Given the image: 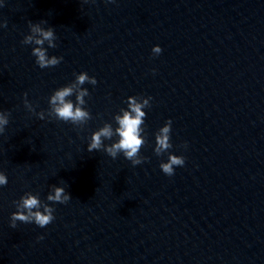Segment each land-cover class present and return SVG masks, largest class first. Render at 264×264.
<instances>
[{
  "label": "clouds",
  "instance_id": "obj_1",
  "mask_svg": "<svg viewBox=\"0 0 264 264\" xmlns=\"http://www.w3.org/2000/svg\"><path fill=\"white\" fill-rule=\"evenodd\" d=\"M109 3H114L115 0H107ZM46 20L39 22L29 21L30 33L21 41L24 45H34L32 55L36 58L35 63L41 68H50L59 65L63 57L49 56L48 48H56L55 43L57 37L53 27L47 28L42 25L46 24ZM0 27H7V21L0 24ZM45 43L47 48L44 47ZM154 55H159L162 49L159 45L153 47ZM75 80L66 86L56 89L49 97V109L47 116L55 118L66 123L83 128L92 118L90 112L84 107L86 104L85 97L89 96V92L82 85L85 83L96 85L95 77H90L86 72L74 74ZM75 95V103L69 97ZM24 106L29 112L35 114L39 119L44 120L45 112H35L33 105L27 100V93L24 94ZM152 98L128 97L127 109H121L119 114H116L113 119L118 125L113 128L112 123H104L102 127L93 132L89 138L87 151L103 150L111 158L116 159L119 154H123L124 158L131 161L133 166L140 165L145 158L140 155V150L145 144L144 122L146 117L145 108L151 107L150 100ZM11 113L0 111V135L4 134L6 126L9 124ZM171 125L172 121L168 120L155 134L154 152L157 156L162 155L172 148L171 143ZM114 136L118 140L111 144H105V140H112ZM186 148L187 145L185 144ZM185 157L169 153L167 162H161L160 168L162 172L168 176L174 174L175 167H183ZM8 183L7 176L0 172V186H6ZM71 196L62 186H52L51 192L47 195V201L53 203L66 204ZM16 211L10 216V227L16 228L17 222L24 224L34 223L40 228H44L51 224L54 219L55 208L48 203L41 201L39 194L26 192L17 201H13ZM38 239H43L39 237Z\"/></svg>",
  "mask_w": 264,
  "mask_h": 264
}]
</instances>
